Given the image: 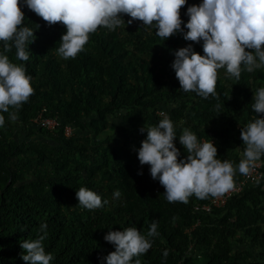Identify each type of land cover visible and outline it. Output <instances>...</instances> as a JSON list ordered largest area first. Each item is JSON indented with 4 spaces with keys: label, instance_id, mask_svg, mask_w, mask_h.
Segmentation results:
<instances>
[{
    "label": "trees",
    "instance_id": "16d2710c",
    "mask_svg": "<svg viewBox=\"0 0 264 264\" xmlns=\"http://www.w3.org/2000/svg\"><path fill=\"white\" fill-rule=\"evenodd\" d=\"M209 49L229 52L222 79L197 71ZM42 107L59 122L37 126L46 142L27 132ZM183 114L192 132L157 149ZM228 117L264 130V0H0V264H264L262 158L257 181L191 211L240 167L237 137L210 140L207 162L191 148ZM112 121L117 141L99 136ZM244 237L255 250H232Z\"/></svg>",
    "mask_w": 264,
    "mask_h": 264
},
{
    "label": "rangeland",
    "instance_id": "374dc122",
    "mask_svg": "<svg viewBox=\"0 0 264 264\" xmlns=\"http://www.w3.org/2000/svg\"><path fill=\"white\" fill-rule=\"evenodd\" d=\"M126 18L123 19L124 23L118 28L120 29L123 25L128 26L131 30L139 28V23L136 21L134 22L133 20L130 22L125 21ZM160 20L164 22L165 24H170L171 23V18L169 17H160ZM144 29L152 31V26L144 27ZM119 35H122L123 31H119ZM127 48L130 47V44H126ZM179 46V45H177ZM145 57L148 62L158 70V72H161L164 70V65H160L157 63L155 60V54L154 51H149V52H140L138 53ZM229 56V52H223L218 49H209L207 54H203L201 57L206 61V65L202 66L201 68H197V71H202V72H212L216 74L220 79L225 75L226 69L224 67V63H226L227 59ZM192 75V73H191ZM191 100L188 99L186 102L185 110L190 111L191 109ZM34 116V115H33ZM30 117V121H32V117ZM241 117H228L226 118L223 122H217L212 119H208L205 123L201 124L202 126V132L201 134L202 137L206 139H219L218 136L220 137H229V136H234L237 137L240 141V143L232 144L229 147V156H230V164L232 166H239L240 162L242 159L246 157V155L249 154L251 150L258 152L263 160L264 163V130L261 127H255L254 128V133L250 137H242L239 136V132L237 130V127L241 124L242 120ZM13 121L17 122L15 119H12ZM109 120V119H108ZM107 120V121H108ZM195 122V118L190 115H180L179 117L176 118L174 122H170L165 124L166 126H170L169 129L173 132V134L170 137H163L159 141H157V149L159 147H162L166 144H173V143H178L182 142L183 139L192 132V125ZM33 123V121H32ZM18 124V122H17ZM34 124V123H33ZM37 126L34 124V127L28 128L29 130V135L32 139H40L42 142L48 141L46 135L40 134L37 132ZM125 129V127L122 124H119L117 122L112 121V125H107L104 127V132L99 134V136H104L106 135L108 138H112L113 140L117 141L118 140V134L119 131ZM72 130V129H71ZM84 132H88L87 129L81 130ZM71 133V132H70ZM147 141H155L154 137L150 135L147 137ZM52 145H54V141H50ZM261 189H264V177L262 179V182L260 183V187L258 189V192L260 194ZM257 192V193H258ZM181 195L184 193L181 192ZM108 201H105L104 206H109L110 201L109 199L114 200L115 199V189L108 195ZM258 202L260 204H264V192L259 196ZM191 228V227H189ZM189 230V229H188ZM245 239L243 242H236L234 240H231V249H241L243 247L250 249L251 251L255 250V246L251 244L250 240H248L247 237H244ZM193 259L194 260H201V257L197 255L196 253H193Z\"/></svg>",
    "mask_w": 264,
    "mask_h": 264
},
{
    "label": "built area",
    "instance_id": "2783aa9c",
    "mask_svg": "<svg viewBox=\"0 0 264 264\" xmlns=\"http://www.w3.org/2000/svg\"><path fill=\"white\" fill-rule=\"evenodd\" d=\"M43 109L44 108L42 107L35 113L32 117V121L36 126L51 131L59 125L58 119L54 116L42 114ZM157 112L163 115V111L158 110ZM61 129L64 135H68L70 134L72 127L65 123L61 125ZM209 141L210 139L200 136L191 143V148L199 155L201 160L206 162L208 161L207 144ZM239 166V169L233 175H224L217 189L208 195L205 200L192 203L191 211L194 213H205L213 207H220L232 194L237 193L243 187L257 181L262 176V160L259 154L255 151L246 155ZM196 222L197 218H195L192 224Z\"/></svg>",
    "mask_w": 264,
    "mask_h": 264
}]
</instances>
